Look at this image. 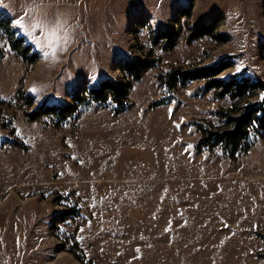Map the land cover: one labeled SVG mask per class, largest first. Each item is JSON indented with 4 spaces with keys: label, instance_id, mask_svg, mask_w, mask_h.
<instances>
[{
    "label": "rangeland",
    "instance_id": "rangeland-1",
    "mask_svg": "<svg viewBox=\"0 0 264 264\" xmlns=\"http://www.w3.org/2000/svg\"><path fill=\"white\" fill-rule=\"evenodd\" d=\"M1 16L0 264H264V133L233 159L200 143L263 94L174 80L224 60L217 79L264 82V0H0ZM21 17L70 31L55 61ZM139 60L137 81L119 69ZM103 81L130 83L120 110L89 93ZM45 104L73 110L32 120Z\"/></svg>",
    "mask_w": 264,
    "mask_h": 264
},
{
    "label": "trees",
    "instance_id": "trees-1",
    "mask_svg": "<svg viewBox=\"0 0 264 264\" xmlns=\"http://www.w3.org/2000/svg\"><path fill=\"white\" fill-rule=\"evenodd\" d=\"M1 24L4 27H1ZM0 28L4 30L5 34H13L10 29V21L7 18L0 17ZM172 33L164 32L159 37L172 40ZM199 34H211L209 28H200L193 31L194 38L199 37ZM222 40H226V37L218 36ZM22 42V38L17 39V43L14 46L17 47L18 43ZM171 44V45H170ZM168 45V48L172 46V43ZM25 51H28V46L25 47ZM37 57L36 53H32L29 57V61L33 62ZM231 65L229 61H221L213 66L202 67L188 71H177L174 80L184 84L193 80L206 79V87L208 89L217 90V95L220 97L229 96L230 98H242L248 92H262L263 98L260 101L253 103H245L239 106L235 112L231 115H226L224 120V126L214 131H204L201 144L209 146L210 148H222L226 151L229 158L233 159L238 151V142L242 138H247L248 129L254 127L257 134L264 133V82L249 78H240L239 75H232L228 79H217L216 77L226 68ZM148 68L144 61L139 60L134 63H123L119 66V69L130 77L132 80H139L141 74ZM130 83L125 82H110L103 81L98 87L91 89L89 93L92 95L95 101H103V99L109 95L112 101L117 105V110L121 109L123 99L127 95V90ZM73 100H80L77 94L72 95ZM73 110L72 105L59 106L56 104H45L39 107V109L29 113L32 120H36L46 115H56L57 117H65Z\"/></svg>",
    "mask_w": 264,
    "mask_h": 264
},
{
    "label": "snow or ice",
    "instance_id": "snow-or-ice-1",
    "mask_svg": "<svg viewBox=\"0 0 264 264\" xmlns=\"http://www.w3.org/2000/svg\"><path fill=\"white\" fill-rule=\"evenodd\" d=\"M16 27H18L23 35L29 38L30 42H32L35 47L42 52L43 58L45 61H55L57 55L64 51L65 45L63 41L55 46L53 50L49 45L47 35L53 29V26L48 24L36 21L32 24H28L24 22V18H18L15 21ZM68 43H70V38L68 39ZM67 43V44H68ZM243 70V64L241 63L235 69L236 73H240ZM34 94L39 93V89L33 87L30 89ZM17 135H22L21 130L17 129ZM28 142V141H26Z\"/></svg>",
    "mask_w": 264,
    "mask_h": 264
},
{
    "label": "clouds",
    "instance_id": "clouds-1",
    "mask_svg": "<svg viewBox=\"0 0 264 264\" xmlns=\"http://www.w3.org/2000/svg\"><path fill=\"white\" fill-rule=\"evenodd\" d=\"M69 38L71 39L70 31L64 29L63 26L60 24L54 26L53 29L47 35L49 45L53 50L55 49V46L61 41H63L64 44H67Z\"/></svg>",
    "mask_w": 264,
    "mask_h": 264
}]
</instances>
